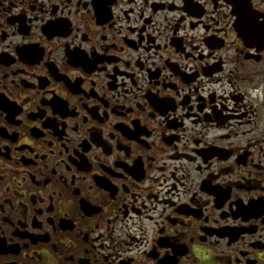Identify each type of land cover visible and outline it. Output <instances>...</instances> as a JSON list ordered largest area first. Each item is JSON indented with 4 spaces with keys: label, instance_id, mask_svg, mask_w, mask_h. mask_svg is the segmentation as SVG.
Here are the masks:
<instances>
[{
    "label": "flooded vegetation",
    "instance_id": "flooded-vegetation-1",
    "mask_svg": "<svg viewBox=\"0 0 264 264\" xmlns=\"http://www.w3.org/2000/svg\"><path fill=\"white\" fill-rule=\"evenodd\" d=\"M0 264H264V0H0Z\"/></svg>",
    "mask_w": 264,
    "mask_h": 264
}]
</instances>
